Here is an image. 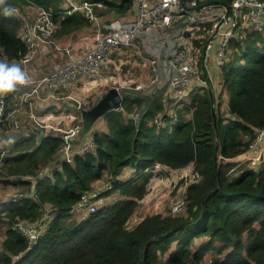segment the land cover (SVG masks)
<instances>
[{"label": "trees", "instance_id": "trees-1", "mask_svg": "<svg viewBox=\"0 0 264 264\" xmlns=\"http://www.w3.org/2000/svg\"><path fill=\"white\" fill-rule=\"evenodd\" d=\"M88 1L106 5L101 15L126 13L132 6L130 0ZM27 5L52 10L65 33L89 25L81 12L61 13L67 6L63 0H7L13 8ZM22 26L21 17L5 15L0 7V46L9 60L26 52L19 37ZM230 45L234 51L221 67L229 117L216 110L218 137L210 93L203 88V94L194 89L190 103L172 119L166 118L164 126L156 118L164 109L162 96L124 94L121 107L104 116L108 131L94 132V147L74 154L71 160H59L51 177L39 173L55 160L63 143L61 135L44 137L40 143L31 137L13 145L0 176L14 180L0 183L25 186V191L5 210L0 264H204L212 248L225 256H215L211 264H264V165L256 170L238 160L256 132L264 128V33L245 32L232 38ZM143 105L146 108L138 118L131 115L135 106ZM92 127L83 122L81 136ZM189 165L198 177L188 183L175 181L178 186L185 183V208L175 215L150 214L130 225L142 202L158 196L161 173L169 185L174 183L169 175L177 180L176 172ZM126 167L136 172L124 182L119 176ZM104 178L111 188L103 194L121 191L125 198L75 219L72 208ZM47 209L55 216L37 244L29 248L26 237L12 225L18 220L35 221ZM199 238L202 243L194 249V240Z\"/></svg>", "mask_w": 264, "mask_h": 264}, {"label": "built area", "instance_id": "built-area-1", "mask_svg": "<svg viewBox=\"0 0 264 264\" xmlns=\"http://www.w3.org/2000/svg\"><path fill=\"white\" fill-rule=\"evenodd\" d=\"M67 5L61 13L73 14L81 12L90 22L99 24L101 15L98 9H106L101 2L91 3L82 0H63ZM132 5L139 7L136 16L127 18L116 17L97 27L99 35L94 47L82 56L73 58L64 65L57 62L54 70L49 71L39 78L32 77L31 65L36 55L38 46L53 45L56 51L63 49L69 53L68 48L60 47L54 35L57 23L54 12L44 7H39L33 19H24L19 6L13 14L23 19V26L19 37L26 47L25 54L17 60H9L0 46V60L6 62L16 61L24 67L28 83L18 86L15 98L10 99L8 94L0 96V168L10 150L3 149L1 143L8 130H19L21 127L20 113L26 104H31L32 98L47 96L55 98L70 91L72 81L79 79H96L108 74L111 67L113 51L126 47H136V39L140 37L157 36L160 30L175 28V34L170 40L173 48L166 54L169 71H174L168 89H182L186 91L191 87L194 79L200 78L203 69L199 62H207V55L202 56V50L207 53L214 49L216 63L221 69L227 62L228 56L234 49L230 40L240 37L245 32L259 31L264 33V0H231V2H214L212 0H130ZM190 8H193L192 10ZM188 33V34H187ZM218 43L215 44V40ZM154 71L153 81L158 79V59L152 58ZM24 88H28L24 91ZM20 90L21 96L17 91ZM61 136L63 143L58 153L65 159L71 160L77 153L85 152L94 147V141L85 146L74 148V140L82 131V125L76 124L63 128ZM250 150H261L264 153V128L256 132ZM10 156V155H9ZM8 156V157H9ZM57 169H61L58 166ZM29 179L33 177L26 176ZM35 183V181H33ZM111 187H107L110 189ZM103 191V192H105ZM102 191L93 190L86 192L77 208L89 213L96 212L106 204V197ZM75 205V206H76ZM186 206V198L182 197L172 202L171 214L180 213ZM55 214L51 215L47 209L35 221L18 220L12 228L22 233L31 248L37 244L44 234ZM20 258L19 256H17Z\"/></svg>", "mask_w": 264, "mask_h": 264}, {"label": "crops", "instance_id": "crops-1", "mask_svg": "<svg viewBox=\"0 0 264 264\" xmlns=\"http://www.w3.org/2000/svg\"><path fill=\"white\" fill-rule=\"evenodd\" d=\"M38 9L39 6L35 5L25 6L23 9H21L23 18L33 19ZM106 9H98V13L101 15V12L106 11ZM138 12L139 7L137 5H132L130 10H128L126 13L117 14L112 12V14H109V12H107L101 15L99 24L97 22H90L88 20L89 25L85 29L82 28L72 30L69 33L63 32L62 25L57 23V30L54 35V39L60 47L68 48L70 52L67 53L64 49L62 51H56L53 45H48L46 47L43 45L38 46L34 61L31 65L32 77L39 78L49 71L54 70L57 62H61L66 65L73 58L80 57L87 51L91 50L95 45L97 36L99 35L97 29L98 26L103 25L110 19H114L116 17H125V19L134 17L138 14ZM157 34L159 38L156 39L157 36H155L156 41L153 40L154 36L140 37L136 39L135 48L127 49L126 47H121L120 49L113 51L111 57L112 69L106 76L96 79L92 78L75 80L73 81L74 83H71V88L68 93L62 94L55 98H49L47 96L32 98L31 104H26L25 109L19 115L21 120L20 129L6 131V133H11L9 138L12 140V147L17 142L27 140L31 137H35L36 143H40L44 137L51 135H61L64 127L80 122L79 119H81L80 116L82 115V111L88 109L86 104L90 98H93V96L95 97L96 95H100V97H102L111 88L115 87L120 92H122V96L127 93L131 95H140L143 97H150L151 95L162 96L164 101V109L160 117H162L161 122H163L162 124L158 125L164 126L166 118L175 116L176 111H179L180 108H182L179 107V103H182L183 100L187 103V99H191L192 95H195L193 93L194 89H198L200 94H203L205 88H208L209 90L207 80H210L214 86L213 89L216 110L219 111L223 117H229V95L223 86V77L221 69L216 63L215 50L211 49L208 51V53L204 49L202 50V56H205L206 54L208 55L206 64H203L204 62H199L198 64L203 69L201 77L194 79L191 87L186 91L182 90V93H175L172 91V89H168L175 72L168 70V61L163 58L174 47L172 41L167 43L166 47L165 43L168 41L167 39L170 40V37L173 38L175 34V28L169 27L168 29L160 30ZM216 41L218 40L216 39L215 42ZM152 58L158 59L157 67L159 68V73L158 79L155 81H153L154 71L151 63ZM6 63L19 64L16 61H12V63L6 61ZM20 67L24 71V67L22 65H20ZM27 89L28 88H24V91ZM20 92V90L17 91L19 96H21ZM8 97H10V99H14L15 93L8 94ZM150 98L152 99V97ZM169 103H171V106H169ZM141 107V109H137V107H135L134 110H137L138 113L139 111L142 112L144 108H146L145 105ZM169 112L173 113L168 114ZM70 113L74 114V117H72ZM191 116L192 113L190 112L188 113L187 118L190 119ZM71 119H75L74 122H71ZM96 128V126H93L84 135H78V137L74 140V148L77 149L79 146L91 144ZM99 131H108L106 122ZM244 139H248L247 135H244ZM253 141L254 139L251 142ZM1 146L3 149H8L10 152H12V149H9L6 146V139H4V141L1 143ZM63 159L64 157L57 153L54 161L47 163V165L45 164L40 169L39 176L51 177L53 168L56 167V164L59 162V160L61 161ZM238 160H240L247 167L259 169L262 165H264V153L260 149L250 150L248 148ZM135 172L136 170L133 167H126L119 176V179L124 182L128 181L130 178L134 177ZM4 179L12 181L14 180V177L11 176V178H7L5 175L4 177L0 176V181H3ZM103 181V179L97 181L94 184V190H99L102 192L105 191L109 184L106 183L100 188V183ZM24 189L25 186L14 185L12 183L6 184L5 182L0 183V192L4 191L0 195V229L4 225L3 221H5L6 217L5 210H7L12 203H16L18 201L17 198ZM34 190L35 185H32V191ZM179 191L180 189L178 192ZM114 193H117L119 198L113 199L112 197ZM108 196L109 197H107V200L109 203H113L116 200L125 198L123 195L120 196L118 191L113 192ZM155 200L156 199H154L152 203L144 204V206L142 205V208H137L136 213H142L140 217L150 214L151 211L153 213L168 215L169 213L167 214L164 211L159 210L160 207L157 205ZM71 213L74 214L75 219L77 220H81L83 217H85L84 211L78 209L77 205L72 208ZM5 238L6 232H0V251L3 249L2 243Z\"/></svg>", "mask_w": 264, "mask_h": 264}, {"label": "rangeland", "instance_id": "rangeland-1", "mask_svg": "<svg viewBox=\"0 0 264 264\" xmlns=\"http://www.w3.org/2000/svg\"><path fill=\"white\" fill-rule=\"evenodd\" d=\"M159 37H158V35H157V37H156V39H158ZM156 39H155V36L153 37V40H155L156 41ZM166 40V39H165ZM168 41H166V43H165V47L167 46V43H169V42H171V40H169V39H167ZM218 43V41H216L215 42V44H217ZM213 56V55H212ZM164 59H166L165 58V56L163 57ZM162 58V59H163ZM112 62V61H111ZM111 69H112V65H111V67H110V69H109V72L111 71ZM168 71V70H167ZM123 73H125V72H123ZM125 80H126V78H125ZM73 82V81H72ZM74 83V82H73ZM110 84V83H109ZM73 85V84H72ZM101 88V87H100ZM173 92H175V93H182V89H174V90H172ZM121 94H122V92H120ZM124 93V92H123ZM1 96V95H0ZM150 97H152V99L155 97V95H151ZM100 99V95H96L95 97L93 96V98H90L89 99V101H88V103L86 104V107L88 108V109H90L91 108V106L93 107L96 103H97V101ZM187 103H190V99H187ZM184 104H186V102L183 100L182 101V103H179V107H184L183 105ZM169 106H171V103H169ZM135 107H137V109H139L140 107H138V106H135ZM142 108V107H141ZM140 108V109H141ZM182 108H180V109H182ZM72 110V109H71ZM140 112L141 111H139L138 113H137V110L135 111V110H133V112L131 113V115L132 116H135V117H139V115H140ZM165 112V111H164ZM162 113H163V111H161L159 114H158V116L156 117L157 118V121H158V124H162V122H161V119H162V117H160L161 115H162ZM171 113H173V112H169L168 114H171ZM176 113H177V111H176ZM165 114V113H164ZM70 115L72 116V117H74V114H72V113H70ZM186 115H188V113L186 114ZM171 118H172V116H170ZM80 118L81 119H79L80 120V122H77V123H73V124H70V125H68L67 127H71V126H73V125H76V124H81L82 125V131H83V119H82V115L80 116ZM74 120L75 119H71L70 121L71 122H74ZM153 122H150V124H152ZM105 125V120H104V117H102V118H100L99 120H97L96 121V123L93 125V126H96L97 128L95 129V131L96 130H100V128L101 127H103ZM64 128H66V127H64ZM82 131H81V133H82ZM87 131H85V133H86ZM81 133L79 134V135H81ZM10 135H11V133L10 132H8V133H6L5 132V139H6V146L9 148V149H12V140H10ZM14 143V142H13ZM250 147V146H249ZM9 155H12V154H10V152L8 153V156ZM3 167H1L0 169H2ZM257 170V169H256ZM2 172H5V170H4V168L2 169ZM160 173V172H159ZM176 174L178 175V178L179 179H174V177L173 176H171V175H169V178H171V179H169L171 182L172 181H174V183H172V184H165V183H167V179H166V177H165V175H163V173H161V176H162V182L160 183V185H158L157 187L159 188L158 190H159V194H158V196H155L154 198H152V199H145L143 202H142V204L138 207V209L139 208H142V205L144 206V204H149V203H152V201L154 200V199H156L155 200V202L157 203V205H159V210H162V211H164L165 213H169L170 212V206H171V204H172V202L173 201H175V200H177V199H179V198H182L183 196H182V193H183V191H184V189H185V183H188V182H190V181H194L195 180V178H197L198 177V175L195 173V170H194V166L193 165H189L188 167H185V168H183V169H181V170H179V171H177L176 172ZM4 176V175H3ZM176 178V177H175ZM53 179V178H52ZM181 179H185L186 180V182L184 183V184H180L179 186H178V183H177V185L175 184V181H180ZM104 181L103 182H101L100 183V188L101 187H103L106 183L107 184H109V180H108V178H104L103 179ZM164 180V181H163ZM109 181V182H108ZM163 187V190L161 191V189L160 188H162ZM180 189V191L178 192V190ZM21 190H22V188H21ZM25 191V190H24ZM4 191H1L0 192V195L3 193ZM119 192V191H118ZM119 194H120V196L122 195V192L120 191L119 192ZM104 196H106L105 194H103ZM115 195V196H114ZM119 195H117V193L115 194H113V199H117V198H119L118 197ZM107 197H109V196H107ZM106 197V202L107 203H109L108 202V198ZM110 201H112V200H110ZM142 212V211H141ZM89 212H86V211H84V214L85 215H87ZM136 213V212H135ZM151 213L152 214H157V213H153L152 211H151ZM150 213V214H151ZM186 213V212H185ZM142 214V213H141ZM141 214H137L136 213V218H135V221L134 220H130L129 221V223H130V225H135V223L136 222H138L139 220H140V218H144V217H146V216H141L140 217V215ZM150 214H148V215H150ZM5 226L3 225V228H1L0 229V232H3V231H5ZM200 239L201 238H199V239H195L194 240V246H193V248L195 249V248H197L201 243H202V241H200ZM203 239H205V237L203 238ZM207 239V238H206ZM215 245H217V246H219L220 245V243L219 242H215ZM215 256H218V257H224L225 256V253L224 252H221V253H217V251H216V249H214V248H212L210 251H208L207 253H206V255L204 256V261H203V263L204 264H211V261L214 259V257Z\"/></svg>", "mask_w": 264, "mask_h": 264}, {"label": "water", "instance_id": "water-1", "mask_svg": "<svg viewBox=\"0 0 264 264\" xmlns=\"http://www.w3.org/2000/svg\"><path fill=\"white\" fill-rule=\"evenodd\" d=\"M186 0H184L185 2ZM191 10L193 8H190ZM188 34V33H187ZM208 82V87H209V93H210V98L211 102L213 105L212 113H213V118H214V125L216 127L217 131V137H218V130H217V112H216V105H215V95H214V89H213V84L210 80H207ZM123 97L120 93V91L115 87L111 88L107 93H105L100 99L97 101V103L91 107L90 109H85L82 111V117H83V122L87 126H93L97 120L100 118L104 117L108 112L119 109L122 104ZM220 148V141L217 138V143H216V168L218 169V151ZM217 176L219 179V173L217 172Z\"/></svg>", "mask_w": 264, "mask_h": 264}, {"label": "clouds", "instance_id": "clouds-1", "mask_svg": "<svg viewBox=\"0 0 264 264\" xmlns=\"http://www.w3.org/2000/svg\"><path fill=\"white\" fill-rule=\"evenodd\" d=\"M0 7L5 15H12L16 10L7 6V0H0ZM28 83V77L19 64H9L0 60V95L10 94L17 90L18 86Z\"/></svg>", "mask_w": 264, "mask_h": 264}]
</instances>
